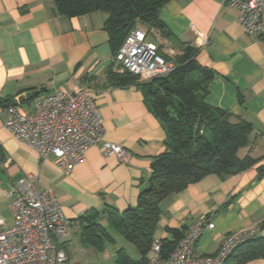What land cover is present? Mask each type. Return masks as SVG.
<instances>
[{
  "label": "crops",
  "instance_id": "1",
  "mask_svg": "<svg viewBox=\"0 0 264 264\" xmlns=\"http://www.w3.org/2000/svg\"><path fill=\"white\" fill-rule=\"evenodd\" d=\"M159 19L164 30L197 50L199 65L214 73L205 102L252 126L250 143L238 156L259 158L254 166L225 178L208 175L160 204L155 239L171 241L169 229L185 233L206 217L214 228L203 232L195 253L213 256L227 234L264 224V40L244 34L237 12L224 0H171L159 9ZM104 21L100 12L62 16L53 0H0V217L12 224L6 192L20 179L33 177L34 188L51 190L72 223L70 233L57 240L67 257L64 264H100L102 253L81 241L78 218L106 205L119 212L135 207L147 187L151 162L165 151V132L141 90L116 86L108 77L123 70ZM154 37L166 44L160 34ZM80 88L98 108L103 140L125 149L126 161L104 157L97 145L66 173L53 156L40 158L6 131L4 107L19 97ZM35 97L19 106L31 111ZM120 249L125 250L122 246L112 256Z\"/></svg>",
  "mask_w": 264,
  "mask_h": 264
},
{
  "label": "trees",
  "instance_id": "2",
  "mask_svg": "<svg viewBox=\"0 0 264 264\" xmlns=\"http://www.w3.org/2000/svg\"><path fill=\"white\" fill-rule=\"evenodd\" d=\"M170 1L53 0L57 12L65 17L102 13L104 29L114 51L135 29L145 30L148 40L149 37L155 40L154 36L160 34L166 44L151 42L156 44L161 56L175 63L168 75L147 82L127 71L108 74L116 86H135L141 90L145 104L165 132V151L151 162L147 187L139 194L135 207L119 212L106 205L101 210L90 209L78 218L85 245L103 251L104 244L112 241L110 231L114 230L140 255L138 260H133L120 249L115 264H146L158 227L160 204L171 194L208 175L225 178L241 173L259 160L238 156L239 150L250 143L251 124L205 102L214 73L198 64L196 49L164 30L159 9ZM167 42L177 53L165 51ZM263 171L260 170V175ZM262 228L264 224L259 227ZM169 232L173 240H161L163 254L171 251L184 234L177 229ZM254 260L264 261V236L240 244L224 264H247Z\"/></svg>",
  "mask_w": 264,
  "mask_h": 264
},
{
  "label": "built area",
  "instance_id": "3",
  "mask_svg": "<svg viewBox=\"0 0 264 264\" xmlns=\"http://www.w3.org/2000/svg\"><path fill=\"white\" fill-rule=\"evenodd\" d=\"M224 4L237 12L244 34L264 40V0H224ZM115 62L142 82L166 76L175 68L174 61L158 53L143 29L129 33L116 52ZM4 114V127L10 135L34 149L42 159L53 156L66 173L84 159L92 146H101L104 157L128 159L125 149L103 140L100 113L85 88L54 89L35 97L31 111L9 104ZM33 181V177H24L6 192L12 224L8 226L0 217V264H64L67 259L57 240L70 233L72 223L63 216L52 191L34 188ZM213 228L206 217L194 221L165 254L162 241L154 238L146 264H224L240 244L264 236V228L241 229L227 234L215 255H196L198 239Z\"/></svg>",
  "mask_w": 264,
  "mask_h": 264
},
{
  "label": "rangeland",
  "instance_id": "4",
  "mask_svg": "<svg viewBox=\"0 0 264 264\" xmlns=\"http://www.w3.org/2000/svg\"><path fill=\"white\" fill-rule=\"evenodd\" d=\"M153 39H154L153 37H149L150 41L151 40L154 41ZM154 42L156 43V41H154ZM170 46L171 45L164 47L165 51H167L170 48ZM171 49H173V47ZM173 51L175 53H177L175 48L173 49ZM101 223L105 225V220L102 219ZM110 234L112 235L114 242L108 241L104 244L105 250L103 249V251L100 252V253H102L101 254L102 255L101 256L102 261L100 262V264H115L116 253H114V256H112V253L115 252L116 249H118L122 246H124L125 254L129 258L134 259V260H138L140 258V255L137 252V250L135 249V247L132 244L126 242L120 236V234L118 232L111 230Z\"/></svg>",
  "mask_w": 264,
  "mask_h": 264
},
{
  "label": "water",
  "instance_id": "5",
  "mask_svg": "<svg viewBox=\"0 0 264 264\" xmlns=\"http://www.w3.org/2000/svg\"><path fill=\"white\" fill-rule=\"evenodd\" d=\"M35 96L36 95H34V94L23 95V96L19 97V99H17V102H13L12 104L13 105H20L24 102V100H29L30 98L35 97Z\"/></svg>",
  "mask_w": 264,
  "mask_h": 264
}]
</instances>
